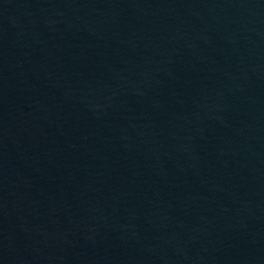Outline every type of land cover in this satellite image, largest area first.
Masks as SVG:
<instances>
[{
    "label": "water",
    "instance_id": "obj_1",
    "mask_svg": "<svg viewBox=\"0 0 264 264\" xmlns=\"http://www.w3.org/2000/svg\"><path fill=\"white\" fill-rule=\"evenodd\" d=\"M0 264H264V0H0Z\"/></svg>",
    "mask_w": 264,
    "mask_h": 264
}]
</instances>
